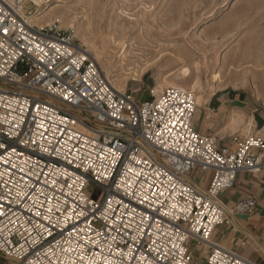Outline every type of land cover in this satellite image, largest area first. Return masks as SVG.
<instances>
[{"label": "built area", "instance_id": "2783aa9c", "mask_svg": "<svg viewBox=\"0 0 264 264\" xmlns=\"http://www.w3.org/2000/svg\"><path fill=\"white\" fill-rule=\"evenodd\" d=\"M26 3L0 0V264H193V245L206 264H254L213 236L255 208L218 196L264 172V132L218 146L193 129L192 92L116 90L72 30L33 23Z\"/></svg>", "mask_w": 264, "mask_h": 264}, {"label": "rangeland", "instance_id": "374dc122", "mask_svg": "<svg viewBox=\"0 0 264 264\" xmlns=\"http://www.w3.org/2000/svg\"><path fill=\"white\" fill-rule=\"evenodd\" d=\"M37 10L52 22L65 17L68 24L59 26L72 30L80 44L85 40L108 82L138 101L177 84L186 92L198 86L195 104L197 97L205 100L195 114L214 117L211 136L218 146L261 129L252 111L264 117V58L257 64L264 46V0H40ZM179 52L190 69L186 81L177 78L184 65L176 60ZM129 68L139 72L136 79ZM160 84L165 87L156 93ZM227 98L237 101L213 115L210 109Z\"/></svg>", "mask_w": 264, "mask_h": 264}, {"label": "crops", "instance_id": "0c3cea01", "mask_svg": "<svg viewBox=\"0 0 264 264\" xmlns=\"http://www.w3.org/2000/svg\"><path fill=\"white\" fill-rule=\"evenodd\" d=\"M221 98L224 99L223 96ZM235 101H237L235 98H227L220 105H217L216 109H210V111L212 113L216 111V115L220 116L226 111V107L230 105H227V102L232 103ZM252 113L255 128L257 130L261 128L260 132H264V117L255 110ZM192 126L200 135L211 136L216 121L214 117L210 116V113L202 112L194 114ZM221 146L233 149L232 138H229ZM210 177V173L194 172L190 173L187 179L200 190H204L208 186ZM245 197L255 199L256 205L253 212L250 215L228 213L227 222L215 230L213 239L225 249L254 264H264V172L237 174L234 186L220 193L218 199L229 212L238 201ZM190 252L195 264H206L208 250L203 245L191 246Z\"/></svg>", "mask_w": 264, "mask_h": 264}, {"label": "bare ground", "instance_id": "6f19581e", "mask_svg": "<svg viewBox=\"0 0 264 264\" xmlns=\"http://www.w3.org/2000/svg\"><path fill=\"white\" fill-rule=\"evenodd\" d=\"M30 1H32L36 6H40V0H30ZM125 14V13H124ZM123 14V15H124ZM31 19H33L32 20V22L33 23H35V24H38V25H44V24H50L51 22H52V20L48 17V15L46 16L45 14H38V16H35V17H32ZM55 21H57L58 23H60V24H62V26H65V25H67L68 23H67V21H66V18L65 17H63L62 15H58L57 17H55ZM126 30V29H125ZM78 33V32H77ZM90 36V35H89ZM76 37V36H75ZM81 45H83V46H86L87 45V42L85 41V40H81ZM125 44V43H124ZM101 54V53H100ZM125 54V53H124ZM178 54V55H177ZM176 55V60L178 61V63H180V64H184L182 67H181V70H180V72L178 73V76H177V78L179 79V80H183V81H186L189 77H190V69L188 68V66L187 65H185V58H184V56L182 55V53H177ZM133 55V54H132ZM264 58V46H261V49H260V52H259V54H258V60H257V64L258 65H261L262 64V59ZM127 71H131V73L132 74H134V79H136L135 77H138V71L137 70H135L134 68H129V69H127ZM261 74H263L264 72L263 71H261L260 72ZM238 74V72H233L232 73V75H237ZM128 75H130V74H128ZM131 78H132V75H131ZM138 79V78H137ZM227 83V82H226ZM225 83V84H226ZM230 84V83H229ZM176 85V84H175ZM224 86V85H223ZM163 87H165V85H163V84H160L159 86H158V88H157V92L156 93H158V92H160L162 89H163ZM176 88L177 89H180V90H182V91H184V88L183 87H181L180 85H176ZM190 92H192V93H194L195 91H199L200 89L198 88V86H194V85H192L190 88ZM203 100H205V99H200V97H197V102H196V106H199L202 102H203ZM237 113V112H236ZM232 116V115H231ZM238 117V116H237ZM237 119V118H236ZM236 120L234 119V116H233V119H232V122H235ZM77 129L80 131V132H86V130L82 127V126H78L77 127Z\"/></svg>", "mask_w": 264, "mask_h": 264}]
</instances>
